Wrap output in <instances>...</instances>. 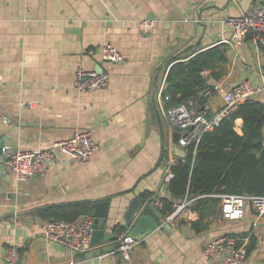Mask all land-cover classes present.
<instances>
[{"label": "crops", "instance_id": "crops-1", "mask_svg": "<svg viewBox=\"0 0 264 264\" xmlns=\"http://www.w3.org/2000/svg\"><path fill=\"white\" fill-rule=\"evenodd\" d=\"M259 0H0V142L12 151L45 149L92 131L98 150L87 163L60 155L44 177L17 182L0 176V264L9 247L23 251L20 264H68L70 250L42 236L46 222L38 211L47 206L91 201L108 203L106 233L117 239L130 233L125 214L134 199L144 214L159 223L149 236H134L141 244L128 262L117 243L102 241L75 256L78 264H210L207 242L222 235H239L255 248L244 264H264V217L248 206L238 222L222 220L196 233L191 223L199 215L161 228L155 199L168 198L165 161L184 158L166 119L169 60L224 45L228 62L217 79L204 74L212 87L246 80L262 84L264 48L249 34L230 45L229 19L258 5ZM124 57L119 64L102 61L105 45ZM103 63L109 84L78 94L74 88L79 67L96 71ZM200 105L211 113L222 107L217 95L202 94ZM257 100L264 103V92ZM197 106L201 107L198 104ZM242 120L236 130L242 133ZM7 171V170H6ZM8 172V171H7ZM152 193V204L143 202ZM94 220L95 217L93 216ZM124 232L119 234L116 227ZM109 246L114 250L105 251ZM249 248V246H248Z\"/></svg>", "mask_w": 264, "mask_h": 264}, {"label": "built area", "instance_id": "built-area-1", "mask_svg": "<svg viewBox=\"0 0 264 264\" xmlns=\"http://www.w3.org/2000/svg\"><path fill=\"white\" fill-rule=\"evenodd\" d=\"M233 33L231 47L246 41L249 34L264 48V4L252 6L248 10H240L238 16L229 19ZM103 62L119 64L124 57L111 44L101 50ZM109 74L88 71L79 67L75 73L74 88L78 94H85L105 88L109 84ZM264 92V74L262 84L255 86L246 80L240 84L226 87L222 84L213 85L204 95H217L221 98L222 107L216 113L210 112L208 105L198 107L197 101L187 105L170 107L166 110L167 121L179 130L177 145L184 152L190 147H197L206 133L213 132L220 126L224 118L235 112L243 102L258 98ZM92 131L76 132L70 139L56 142L45 149L29 151L9 150L6 170L14 176L17 182H26L35 177H44L50 171L58 156L66 155L78 163H87L98 150ZM6 149V150H7ZM179 157L171 156L165 161L164 183L168 184L174 174L171 168L178 163ZM195 199H184L176 204L175 210L164 217L161 228L166 225H177L187 216L192 215L191 205ZM155 206L163 208L160 199H155ZM250 206L259 217H264V196H224L221 203L222 220L238 222L245 218L247 207ZM94 218L85 217L74 223L46 221L42 226V236L49 241L67 247L73 259L68 264H78L75 256L87 252L92 247V232ZM141 240L130 233L118 237L116 250L122 260L128 262L135 247ZM248 242L239 235H222L207 242L204 247L205 256L210 264H244L248 258ZM22 255L15 246L6 251V264H20Z\"/></svg>", "mask_w": 264, "mask_h": 264}, {"label": "trees", "instance_id": "trees-1", "mask_svg": "<svg viewBox=\"0 0 264 264\" xmlns=\"http://www.w3.org/2000/svg\"><path fill=\"white\" fill-rule=\"evenodd\" d=\"M228 62L226 47L217 45L188 56L172 57L167 66L168 87L163 93L166 108L187 105L198 99L211 87L204 77L208 73L214 79L223 75L219 69ZM203 106V105H200ZM241 119L242 133L236 130V121ZM264 103L256 98L240 104L238 109L224 118L213 132L206 133L197 147L190 146L186 156L171 168L174 174L168 184L170 197L161 198L163 208L159 213L167 217L176 204L184 199H195L191 209L199 218L191 223L200 234L220 218L224 196H264ZM153 194L144 193L143 202L152 204ZM96 203L91 201L63 203L47 206L38 211L45 221L74 223L94 216ZM121 234L125 230L116 227ZM255 248L253 238L248 248ZM23 254L22 250H19Z\"/></svg>", "mask_w": 264, "mask_h": 264}, {"label": "water", "instance_id": "water-1", "mask_svg": "<svg viewBox=\"0 0 264 264\" xmlns=\"http://www.w3.org/2000/svg\"><path fill=\"white\" fill-rule=\"evenodd\" d=\"M264 4V0H259ZM96 72L103 73V63L99 64ZM178 141V134H175V143ZM6 148L3 142H0V176L8 177L9 172L6 171L5 163L8 159L9 150ZM264 155V145L260 152ZM145 207L142 206L141 202L136 198L130 204L126 214H125V227L131 229L134 236H149L159 228V223L154 218L149 215L144 214ZM108 213V203L96 204L94 212V225L92 232V246L100 245L101 242L109 241L111 243H117V237L112 233H106V218ZM169 227V225H168ZM114 246H109L105 251H113Z\"/></svg>", "mask_w": 264, "mask_h": 264}]
</instances>
